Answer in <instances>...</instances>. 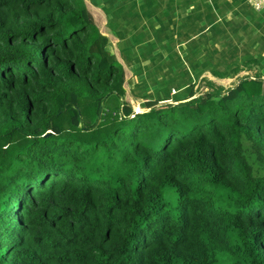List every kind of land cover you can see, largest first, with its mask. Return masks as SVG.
Wrapping results in <instances>:
<instances>
[{"label": "trees", "instance_id": "16d2710c", "mask_svg": "<svg viewBox=\"0 0 264 264\" xmlns=\"http://www.w3.org/2000/svg\"><path fill=\"white\" fill-rule=\"evenodd\" d=\"M226 31L185 56L231 85L136 111L83 0H0V264H264V61Z\"/></svg>", "mask_w": 264, "mask_h": 264}, {"label": "rangeland", "instance_id": "374dc122", "mask_svg": "<svg viewBox=\"0 0 264 264\" xmlns=\"http://www.w3.org/2000/svg\"><path fill=\"white\" fill-rule=\"evenodd\" d=\"M174 1L175 0H167V7L165 9L161 10L160 12H158L157 2H152L151 6L148 8L144 4V2L136 1L137 2V5H136L135 0H122V1L118 0L116 2V4H120V10L121 11H123V12L130 11L132 14H135V15H137V13H138L137 7L141 8L142 10L145 8L148 12L150 10V16H148L149 17L148 19H147V17L146 18L134 17L131 20L130 26L131 25L138 26V28L140 30V28H141L140 25H144V21H148L150 25H152V23L156 22L161 28L159 30L160 38H163L165 40L164 44L168 45L170 43V41L167 37L168 36L170 37L171 33L178 32V29H173V31L168 30L167 18L170 16V13L172 10V4L174 3ZM179 1H183V2L187 1V3L190 2V4L191 3L194 4V2H195V3L199 4L201 7V9H199L198 13H199L200 17L204 18V24L202 25V27H203L202 29L204 31V34H201L199 36L200 38L196 39L198 43L200 40V44H202V43L204 44V39L206 38L205 35L210 34V32L217 33L220 31L229 30L238 39L237 40L234 37L231 38L230 36H227V40H232L231 45H237V48H239V49L244 46V43H246L248 45L247 50L244 53L238 52L237 50H235L233 53H227V55H229V56H231L233 54V56L236 58L233 60V62H231V63L228 62L229 64H233V65L238 64L240 62L241 58L245 57V56H248V57L254 56L255 57V55L257 53L259 54V50H260V53L262 52V55H261L262 59H261L260 63L262 61H264L263 60L264 59V47H262L264 45V6L255 9L253 7L251 1H249V0H179ZM106 5H111L110 1L106 2ZM175 12H176V14H178L180 11L175 10ZM105 14L107 15L108 13H105ZM110 18H111V16H110ZM94 19H95L96 26L102 32L105 31V33H106L105 37L107 39V43L110 45V48H107V50L109 52L115 54L118 50L122 59H123V55L125 52L136 53V54H139V55L145 57V52L147 50L144 48L148 45V44H146V42H142L138 48H134L128 40H123L121 38V41H120L119 33L110 32V31H113L115 26H118L120 24V20L122 21L121 22L122 26L124 28L127 27V23L125 21H123V18L121 16H119L118 18H116L115 16H114V18L112 17L113 21H112L111 25L107 27V29L109 31L104 29L103 24H102L103 23L102 19L97 18V17L96 18L94 17ZM141 22H142V24H141ZM191 23H192V21L189 20L188 28H190L192 31H196L198 29V26H196V25L194 26V24H191ZM180 30L183 31L185 29L183 27H181ZM148 31L151 32V35L153 36L152 32L154 30L152 29V26L149 27V30H147V32ZM229 31H226V32H229ZM147 32H146V30H144V31L140 30V33H147ZM146 36L147 35H145L144 37H146ZM126 37L129 40L132 39V41L134 43L135 38H137V35L135 32H132L129 35H126ZM216 39H217V42L215 44L212 43L209 45V48L211 49L210 52L211 53L213 52V55L215 57H217L218 54H220L219 53L220 50L224 49V46H225L223 44L224 38L222 36H220L218 34ZM193 42L194 41L189 42V45H191L192 47H193V45H192ZM115 45H117V50L115 48ZM194 45H195V43H194ZM160 48L165 49L164 47H160ZM207 48H208V45H207ZM178 51L181 53L183 52V50L181 48H179ZM184 51L187 53V49ZM201 51H202V46L199 45V49L195 50V54L197 56H200L199 53H201ZM150 54H151V50H150ZM183 59L184 58H181V61H183ZM123 60L125 61V59H123ZM174 60H176L177 72L171 73V72L167 71V73H165L166 74L165 75V81L160 86L154 85V83H153L149 87H154V88L148 87V89H143V91H144L143 93L145 94V97H151L153 99L157 98V100L160 103L165 102V100H167V99L172 101V100H174V99H176V98H178L184 94V92H179V91L180 90L182 91L183 88H186L188 84H185L184 86L179 88L182 84L190 83V82L193 84L196 83L197 78L195 79V81L193 79H194V77L197 76V73H200V71L198 72V71L194 70V68H193L194 65L191 63H189V65H188L187 62L185 63V66L182 67V65L180 64V62L178 60V54H176L175 52H174ZM195 62H196V64H198L199 67H201V61L200 60H198V62L197 61H195ZM228 63H226L224 65L215 64L214 67H211V68L218 69L220 71H224V69H225L224 66H227ZM123 68H124V72H125V76H126L125 78L128 79L130 77V70H129V68L127 69V66H125L124 64H123ZM165 70H167V68H165ZM252 70L241 71L237 74V76L244 75L246 73L250 74ZM260 70L262 72H264V68L260 67ZM152 75H155V73L153 72ZM202 76H207L210 80H212V82H214L215 84L221 85L223 87H227V86L231 85L234 81V78H232V77L230 78L229 76H226L222 79L211 77L209 75V72L205 71V70H204ZM131 80H133V79H130L128 81V84H126V82H124L125 98L128 100V102H130V105L132 106V108L134 110L139 111V110H141V108H140L141 103L139 102V99H143L144 97H141V96H140V98L134 97V94L131 93ZM203 86H204V83L201 80H198V83H196V88L198 90L202 91ZM155 92H156V96L154 95ZM169 100H167V101H169ZM139 105H140V107H139ZM165 189L171 190V188H169V187H166ZM166 195L167 196H165L164 198L168 202L171 203V202L175 201V199H176L175 193L170 192L169 194H167V192H166Z\"/></svg>", "mask_w": 264, "mask_h": 264}, {"label": "crops", "instance_id": "0c3cea01", "mask_svg": "<svg viewBox=\"0 0 264 264\" xmlns=\"http://www.w3.org/2000/svg\"><path fill=\"white\" fill-rule=\"evenodd\" d=\"M108 1H110L111 5H106V2H108ZM117 1L118 0H83L86 9L89 11V13L92 15V17L94 16L95 18L97 17V18H100L103 20V23H102L103 27L107 31H109L107 29V27L111 25V23L113 21L112 17L114 18V16L116 18L121 16L123 18V21H124V18H126V17L128 19H131L134 17H137V18H139V17L146 18L147 17V19H148L149 18L148 16H150V10L148 12L145 8L142 10L139 7H137L138 8L137 15L132 14L130 11L123 12L120 10V4H116ZM120 1H122V0H120ZM136 1L144 2L145 5H146L145 2H149V3L150 2H157L158 12H160L161 10H163L167 7V0H135V2ZM136 5H137V2H136ZM199 9H201L200 5L195 3V2H194V4H192V3L190 4V2L187 3V1L183 2V1L175 0L174 3L172 4V10H171L170 16L167 18L168 30L173 31V29H178V32L171 33L170 37L169 36L167 37L170 41V43L167 45V48L170 49V54L173 57V59H171V64H172L171 66H165V64H164L170 58L171 55L168 54V51L166 49L160 48L162 46H164L166 48V46L164 44L165 40L163 38H161L160 46H159L158 44H155L156 41H154L153 36L151 35V32H149V31L147 32V30H149L150 26H152V29L154 31L161 29L160 26L156 22H154V23H152V25H150L148 21H144V25H140V27H141L140 30L141 31L146 30L147 36L144 37L145 36L144 35L142 38L139 39V41L137 43H135V42L133 43L132 39L129 40V39H127L126 36H125V39H123V40H128L134 48H138L142 42H146V44L153 42V45L151 47L149 46L148 51L145 52V57H143L139 54H136V53L125 52L123 55V59H125V61H124L122 59L121 55L119 54V51L117 50V45H115V48L117 50V52H116L117 54L110 52L121 63L122 66L124 64L125 66H127V69L129 68L130 77L128 79H126L125 78L126 77L125 72H124V81H123L122 86L124 88V82H126V84H128V81L130 79H133V80H131V93H133L134 97H136V98H140V96L144 97L143 99H139V102L141 103L140 104L141 107H140V105H139V107L141 109L143 108L142 103L145 100H152L153 99L151 97H145V94L143 93L144 92L143 89H148V87L153 83H154V85L160 86L163 83V81H165V75H166L165 73H167V71H169L171 73L177 72L176 60H174V52L176 54H178V60H179L181 65H183V63L185 64L186 62L188 63V58L185 57L186 52L184 50H186L189 47V42L196 41V39L200 38L199 36L204 33V31L202 29L203 28L202 25L204 24V18L199 16V13H198ZM175 10H179L180 12L178 14H176ZM105 13H108V14L106 15ZM110 16H111V18H110ZM94 17H93V21L95 23ZM189 20L192 21L191 24H194V26L195 25L198 26V29L196 31H192L190 28H186L189 25ZM121 22L122 21L120 20V24H122ZM120 24L118 26H115L113 31H110V32H116L119 30L120 33L119 32L118 33H119V38L121 41V38L123 37V32L120 28ZM141 24H142V22H141ZM181 27H183L185 30L181 31L180 30ZM126 28H129V26L127 25ZM140 30H139L138 26L131 25V28L129 29L130 32L127 35H129L132 32H135L137 35V38H138L139 37L138 34L140 33ZM99 31L101 34H103V36L106 35L105 31L102 32L100 29H99ZM194 43H197V42H194ZM197 47L198 46L196 45V48ZM262 47H264V45ZM106 48H110V45L108 44L106 46ZM179 48H181L183 50L182 53L178 51ZM198 49H199V47H198ZM150 50H151V54H150ZM181 58H184L183 61H181ZM199 58H200V56H196L193 59V61L198 62ZM154 65H156L157 68L152 67ZM188 65H189V63H188ZM197 66H198V64H197ZM165 68H167V70H165ZM196 71H198V72L200 71L201 73L200 74L197 73V76L194 77V79H193L194 81L196 78H197L196 80H198L201 77H206L207 79H209L207 76H202L204 71L202 69H200V67H196ZM153 72L155 73V75H152ZM209 75L211 77H214L210 73H209ZM214 78H217V77H214ZM218 79H222V78H218ZM190 83H184L179 88H181L185 84H190ZM149 88H154V87H149ZM124 91H125V88H124ZM179 92H184V94L182 96L179 95L181 98H183L187 93L185 91V89L184 90L182 89V91L180 90ZM154 95L156 96V92L154 93ZM180 97H178V98H180ZM167 100H169V99H167ZM167 100H165V102H168ZM169 101H171V100H169Z\"/></svg>", "mask_w": 264, "mask_h": 264}, {"label": "built area", "instance_id": "2783aa9c", "mask_svg": "<svg viewBox=\"0 0 264 264\" xmlns=\"http://www.w3.org/2000/svg\"><path fill=\"white\" fill-rule=\"evenodd\" d=\"M249 1H251L252 5H253V7H254L255 9L264 6V0H249Z\"/></svg>", "mask_w": 264, "mask_h": 264}, {"label": "water", "instance_id": "95a60500", "mask_svg": "<svg viewBox=\"0 0 264 264\" xmlns=\"http://www.w3.org/2000/svg\"><path fill=\"white\" fill-rule=\"evenodd\" d=\"M186 99H189V98H186ZM100 111H98V114H99ZM78 127H82V121L81 119H79V122H78ZM50 134V131H46L43 135H48Z\"/></svg>", "mask_w": 264, "mask_h": 264}, {"label": "bare ground", "instance_id": "6f19581e", "mask_svg": "<svg viewBox=\"0 0 264 264\" xmlns=\"http://www.w3.org/2000/svg\"><path fill=\"white\" fill-rule=\"evenodd\" d=\"M137 111V110H136Z\"/></svg>", "mask_w": 264, "mask_h": 264}]
</instances>
